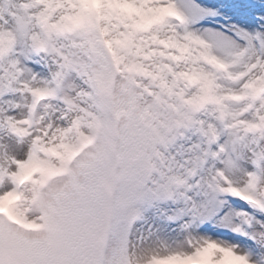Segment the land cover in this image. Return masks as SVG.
Returning <instances> with one entry per match:
<instances>
[{
	"label": "snow or ice",
	"instance_id": "6c2138e0",
	"mask_svg": "<svg viewBox=\"0 0 264 264\" xmlns=\"http://www.w3.org/2000/svg\"><path fill=\"white\" fill-rule=\"evenodd\" d=\"M0 264H264V0H0Z\"/></svg>",
	"mask_w": 264,
	"mask_h": 264
}]
</instances>
